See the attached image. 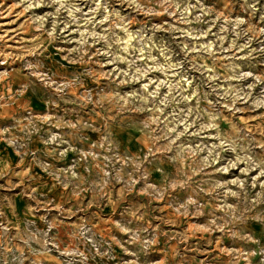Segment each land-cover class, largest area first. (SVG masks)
I'll return each instance as SVG.
<instances>
[{"label":"rangeland","instance_id":"1","mask_svg":"<svg viewBox=\"0 0 264 264\" xmlns=\"http://www.w3.org/2000/svg\"><path fill=\"white\" fill-rule=\"evenodd\" d=\"M0 264H264V0H0Z\"/></svg>","mask_w":264,"mask_h":264}]
</instances>
